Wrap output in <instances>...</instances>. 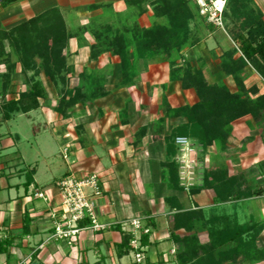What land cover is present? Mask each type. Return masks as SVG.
Wrapping results in <instances>:
<instances>
[{"label": "crops", "instance_id": "1", "mask_svg": "<svg viewBox=\"0 0 264 264\" xmlns=\"http://www.w3.org/2000/svg\"><path fill=\"white\" fill-rule=\"evenodd\" d=\"M45 1L15 0L0 4V25L11 28L42 14L49 8H46ZM93 4L96 3H89L88 7ZM56 6L63 10L61 5ZM143 65L145 68H140V78L135 79L138 88L148 84L150 91L154 83H161L164 90L169 85L166 76L157 75L155 80L150 78L147 70L152 71V68ZM118 73V69L113 73L110 69L101 81H95V87L105 88L106 95L87 104V110H81L79 117L74 118L77 123L74 122L73 131L72 125L57 123L58 132L51 136L58 140L62 158L63 149L68 150L67 159L63 158L66 165L63 170L46 160L49 157L45 158L43 154L39 157L37 153L40 161L35 160L32 143L35 129L39 134L42 128L37 126H49L48 110L40 107L26 114H16L7 121L2 119L0 109V264H133L132 250L126 252L121 243L123 233L131 230L130 227L124 228L123 224L136 218L142 219L144 227L150 224L147 227L149 233L141 236V239L146 237L143 250L147 264H178L177 246L172 235L173 216L178 209L181 212L196 208L203 212L209 209L223 211V205L214 204L212 190L209 191L210 202L201 203L194 199L192 187L185 190L180 183L182 191H176L168 186L167 172L162 167L165 143L162 138L152 137L153 121L163 113L158 107L159 97L153 95V90L148 95L143 89L140 91L142 96L129 97V111H117L113 99H122L123 91H132L119 88L122 78ZM145 78L148 81H144ZM19 85L10 98L17 99V93L23 89V85ZM3 89V83H0L1 102ZM174 90L170 86L167 89L171 108L179 107L177 93H182ZM169 98H174L175 102ZM55 119L59 118L55 116ZM181 122L179 119H165L163 132L169 133ZM195 147L196 150L200 148L196 144ZM216 153V146L204 153L209 165L217 163ZM39 162L42 163L39 165ZM70 173L99 176L102 192L97 201L99 219L108 227L97 232L83 230L75 243L67 246L61 240L50 239L53 233L50 215L59 209L55 184ZM37 193L44 194L46 200L35 197ZM234 204L240 224L264 221V218L261 221L255 219L259 212L264 216V209L256 211L258 205L253 200ZM239 209L246 215L241 216ZM255 242L264 250V223ZM140 243L142 245L143 241ZM255 264H264V260Z\"/></svg>", "mask_w": 264, "mask_h": 264}, {"label": "trees", "instance_id": "2", "mask_svg": "<svg viewBox=\"0 0 264 264\" xmlns=\"http://www.w3.org/2000/svg\"><path fill=\"white\" fill-rule=\"evenodd\" d=\"M5 0L1 4L13 2ZM195 2L194 0H192ZM129 9L140 12L145 6L152 8L154 22L150 28L135 25L124 33L132 35L137 59L147 58L150 55L167 56L180 55L186 46L182 39L188 33V25L192 21L189 0H124ZM226 34L235 43L240 56L235 60L234 76L242 74L248 66L264 78V13L254 0H227L226 10L223 14ZM59 8L53 7L42 14L32 17L8 30L0 29V64L5 52V42L12 47L20 57L24 67L23 71L30 72L35 69V59L42 60L46 65L43 76L55 89L61 84L62 98L55 107V112L67 119V111L76 106H86L98 98L106 95L105 88L93 87L87 89L83 82L75 89H66L65 69L62 65L52 67L62 61L59 50L61 40L74 37L63 30L64 22ZM83 26L82 31L90 30L96 44L94 48L110 52L120 57L123 72L119 88H127L133 82L134 71L126 66L124 55L129 51L128 42L122 35L111 36L108 26L97 29ZM109 29V30H108ZM127 29V28H126ZM64 38V39H63ZM147 56V57H146ZM169 81L177 84L183 91L192 90L198 97L194 105L185 104L171 108L166 101L159 107L163 115L159 117L152 130V137L162 138L165 143V161L163 169L167 172L168 186L180 191L179 165L176 163L178 148L175 144L177 138H188L194 145L201 147L205 153L213 146L222 148L227 140L226 126L237 120L251 117L256 126L264 124V94L256 99L248 96L243 98L226 89L217 90L204 78L203 74L190 66L180 70L172 66ZM3 83L4 101L1 105L2 119L10 120L16 114H26L42 106L47 97V90L42 80L27 77L22 82L23 89L17 93V99L7 98V88L12 84L6 77ZM241 75H240V78ZM237 80V79H236ZM64 89V90H63ZM255 93L258 92L255 90ZM254 93V94H255ZM213 102L211 110L204 112L206 102ZM181 118L182 122L169 133L163 132L165 119ZM145 132V129L142 131ZM217 169H216V168ZM220 165H212L205 172L202 189L214 192V204L221 205L226 202H238L253 197L248 185L243 182L237 184V178L226 180L227 175ZM222 176V179L218 178ZM239 181V180H238ZM236 184V185H233ZM200 188L192 191L195 195ZM178 209V208H177ZM173 216L172 235L176 243V261L178 264H255L264 260V250L256 248L254 242L263 230V223L240 224L236 217H230L223 211H211L206 214L196 208L192 211H179ZM216 210V209H213ZM221 212V213H220ZM85 223L80 224L84 226ZM150 224H147V227ZM197 229H205V242H200ZM202 232V231H200ZM131 233H123L121 247L131 251ZM142 246L146 237H142Z\"/></svg>", "mask_w": 264, "mask_h": 264}, {"label": "rangeland", "instance_id": "3", "mask_svg": "<svg viewBox=\"0 0 264 264\" xmlns=\"http://www.w3.org/2000/svg\"><path fill=\"white\" fill-rule=\"evenodd\" d=\"M254 1L264 13V0ZM45 2H47L45 5L46 8H53V6L58 8L56 5H61L63 10L60 9V12L64 20L63 30L74 36L68 39L63 38V41L61 40L59 55L62 61L57 65L51 64L52 67L56 66L57 68L62 65V72H64V69L67 71V75H65L66 89H75L81 81L87 89H91L95 87L97 80L101 81L105 73L110 69L112 73L118 69L122 78L123 66L120 57L113 56L110 52L101 49H95L93 45L96 44V41L93 33L90 32V30L82 31L84 28L83 26L89 24L88 26L91 29L108 26L112 37L115 35H122L124 41L128 42L129 51L124 55L123 59L125 60L126 66H130L131 71H134V83L127 87V89L130 88L132 91H129V93L128 91H123L124 94L122 95V99H113V104L117 111H119V109L122 112L125 110L129 111V97L134 98L140 95L142 96V92L140 91L143 89L148 95H151L150 92L153 90V95L159 97L158 107H160L163 101H166L168 104L169 96H167V89L169 86L171 89L175 88L178 92H182L180 94L177 93L179 96V106L185 104L194 105L198 102V97L192 90L183 91L179 89L177 84H171L170 81L169 85H166L164 90L163 87L160 86L161 83H154L150 91V85L148 84L138 88V82H135V79L140 78V68H145L143 64H148V66L152 68V71L148 69L147 73L150 74L148 76L153 80L156 79L155 76L157 75L169 78L173 65L178 66L180 70L184 69L186 66H190L199 70L203 74L205 80L211 86H215L217 90L226 89L234 94H238L241 98L248 96L253 100L264 94V78L257 74L252 67L248 66L244 69L242 74H238L237 77L234 76V61L240 56V53L236 50L235 43L226 34L225 27L224 30H222L221 28H216L207 23L206 19L200 15L198 6L192 0H189L188 9L193 19L188 25V33L182 39L183 43L186 45L183 47L182 53H180V55L176 53L170 57L150 55L143 59H137L132 35L124 32H126V30L129 32L135 25H139L143 28H150L154 22L152 8L150 6H145L144 10L138 15V11L129 9L124 0H46ZM89 3L96 4L88 7ZM0 28L10 29L5 25H0ZM4 44L5 52L2 55L4 59L3 63L0 64V74L3 78L2 81H5L6 77H8L9 82H14L10 85V88H7V98L12 97L11 94L14 93L17 85L21 84L27 77H34L38 80H42L47 90V97L43 100L41 107L48 110L50 121L48 124L49 126H46V128H43L42 125L37 126L42 128H39V134L37 129H35L36 135L32 142L36 151L35 160L39 159L37 161H40L37 153L39 157L43 154L45 158L49 157L46 158V160H49L55 166H61L63 170L66 165L63 160L64 157L62 158L60 144L58 140L55 141L52 139L53 136H51V134L53 133L54 135V132H58L57 123H61L68 127L72 125L71 130L73 131L75 128L74 122L76 121L75 124L77 123V119L74 118H78L81 110H85L87 106H76L67 111V119L63 117V120L60 119L61 117L55 112V107L63 96L61 84L55 89V87L43 76L46 65L42 63L41 58L34 60L35 69L33 71L28 73L25 72V70L23 71L24 67L21 63L23 56L20 57L15 53L13 48L8 46L7 42ZM151 72H153V75ZM240 75L242 81L239 79ZM145 80L148 81V78H145L144 81ZM255 90L258 92L257 94ZM4 99L6 98H3V101ZM169 99H173V102H175L174 98ZM2 102L0 103V109ZM212 104V101H207L204 112L210 111ZM111 105L112 102L110 103V107ZM154 108H156L155 105ZM55 116L59 119H55ZM159 117L157 116V118L154 119V124ZM168 119H179L182 121L181 118ZM66 120L69 121L67 124L65 122ZM8 125L10 124H6V126ZM225 131L227 133V140L224 147L219 148L216 146L217 153L215 154V158L218 164L214 163V165H220L222 170H224L223 173L227 175L226 180L229 181L233 179V177H236L237 184L243 182L246 186L248 185L247 188L250 189L249 191L253 195V197L248 200L256 202L258 205L256 211L257 209L258 212L262 211V209H264V124L256 126L251 117H246L230 123L229 126H226ZM44 143L46 145H43ZM201 150L200 147L194 153V159L198 167L195 176L192 177L193 190L203 185L204 174L209 170L210 165H212H209L208 159L204 157V152H201ZM42 162H39V165ZM220 177L222 179V176H218L219 179ZM180 190L182 191L181 188ZM209 191L211 192L210 189L203 190L200 188V191L194 195V199L201 203L210 202L211 199L209 196L211 193H209ZM212 194H214L213 191ZM234 203L235 202L230 201L221 205L224 206L223 212L225 214L238 219L237 210L233 207L235 205ZM218 210L219 209H209V211L205 213L209 214L211 211L217 212ZM238 212H240L239 214L241 216L244 214L246 215L245 211L241 209H239ZM258 214L259 215H255L254 217L261 221L264 218L263 213L259 212ZM195 232L198 233V235L200 234L199 240L201 243L205 242L206 239L208 240L207 236L204 235L206 234L205 229H197ZM254 246L258 248L256 242H254Z\"/></svg>", "mask_w": 264, "mask_h": 264}, {"label": "built area", "instance_id": "4", "mask_svg": "<svg viewBox=\"0 0 264 264\" xmlns=\"http://www.w3.org/2000/svg\"><path fill=\"white\" fill-rule=\"evenodd\" d=\"M194 1L199 8L200 15L206 19L207 23L224 30L223 14L227 0ZM175 144L178 148L175 160L179 165V181L185 190H189L193 186L192 177L195 176L198 167L194 159L196 147L190 139L182 137L177 138ZM67 155L68 150L64 148V159H67ZM99 183L97 174L78 176L70 173L55 184L59 196V209L50 215L53 223V233L50 239L61 240L67 246H72L81 231L97 232L108 227L99 219L97 201L102 197ZM35 197L46 200L42 193L35 194ZM141 220L136 218L123 224L124 228H131L130 247L133 252V264H147L140 241L143 234L149 233V229L142 225ZM82 223L85 225L80 226Z\"/></svg>", "mask_w": 264, "mask_h": 264}, {"label": "water", "instance_id": "5", "mask_svg": "<svg viewBox=\"0 0 264 264\" xmlns=\"http://www.w3.org/2000/svg\"><path fill=\"white\" fill-rule=\"evenodd\" d=\"M3 1H5V0H0V4H1Z\"/></svg>", "mask_w": 264, "mask_h": 264}]
</instances>
